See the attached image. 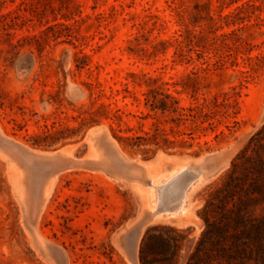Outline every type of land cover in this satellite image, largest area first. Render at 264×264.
<instances>
[{
  "label": "rangeland",
  "instance_id": "rangeland-1",
  "mask_svg": "<svg viewBox=\"0 0 264 264\" xmlns=\"http://www.w3.org/2000/svg\"><path fill=\"white\" fill-rule=\"evenodd\" d=\"M263 122L264 0H0V264H142L177 233L184 264Z\"/></svg>",
  "mask_w": 264,
  "mask_h": 264
},
{
  "label": "trees",
  "instance_id": "trees-1",
  "mask_svg": "<svg viewBox=\"0 0 264 264\" xmlns=\"http://www.w3.org/2000/svg\"><path fill=\"white\" fill-rule=\"evenodd\" d=\"M200 214L204 225L184 264H264V122L232 159ZM185 238L149 235L140 250L142 264H177Z\"/></svg>",
  "mask_w": 264,
  "mask_h": 264
},
{
  "label": "bare ground",
  "instance_id": "bare-ground-1",
  "mask_svg": "<svg viewBox=\"0 0 264 264\" xmlns=\"http://www.w3.org/2000/svg\"><path fill=\"white\" fill-rule=\"evenodd\" d=\"M198 177L200 176L192 171H189L188 168H181L175 173H172L168 176L166 181L159 186V193L155 199L156 205L152 207L153 210L158 205H161L163 210L160 211L158 215L169 213L176 214L182 208L187 189L193 184V182L199 179Z\"/></svg>",
  "mask_w": 264,
  "mask_h": 264
},
{
  "label": "water",
  "instance_id": "water-1",
  "mask_svg": "<svg viewBox=\"0 0 264 264\" xmlns=\"http://www.w3.org/2000/svg\"><path fill=\"white\" fill-rule=\"evenodd\" d=\"M163 208L161 205H158L151 213V216L154 217L159 214L160 211H162Z\"/></svg>",
  "mask_w": 264,
  "mask_h": 264
}]
</instances>
